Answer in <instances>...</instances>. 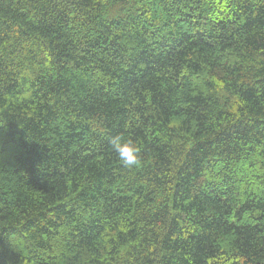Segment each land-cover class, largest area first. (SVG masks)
Segmentation results:
<instances>
[{
	"label": "trees",
	"instance_id": "trees-1",
	"mask_svg": "<svg viewBox=\"0 0 264 264\" xmlns=\"http://www.w3.org/2000/svg\"><path fill=\"white\" fill-rule=\"evenodd\" d=\"M0 264H264V0H0Z\"/></svg>",
	"mask_w": 264,
	"mask_h": 264
},
{
	"label": "clouds",
	"instance_id": "clouds-1",
	"mask_svg": "<svg viewBox=\"0 0 264 264\" xmlns=\"http://www.w3.org/2000/svg\"><path fill=\"white\" fill-rule=\"evenodd\" d=\"M109 144L124 168L131 169L139 165L140 149L131 139L115 136L110 139Z\"/></svg>",
	"mask_w": 264,
	"mask_h": 264
}]
</instances>
